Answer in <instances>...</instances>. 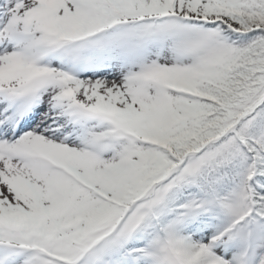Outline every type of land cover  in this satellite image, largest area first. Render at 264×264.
I'll list each match as a JSON object with an SVG mask.
<instances>
[{
  "label": "snow or ice",
  "instance_id": "snow-or-ice-1",
  "mask_svg": "<svg viewBox=\"0 0 264 264\" xmlns=\"http://www.w3.org/2000/svg\"><path fill=\"white\" fill-rule=\"evenodd\" d=\"M0 264H264V0H0Z\"/></svg>",
  "mask_w": 264,
  "mask_h": 264
}]
</instances>
